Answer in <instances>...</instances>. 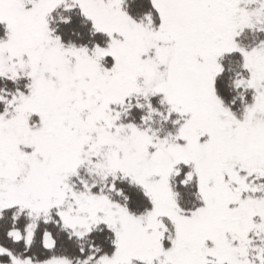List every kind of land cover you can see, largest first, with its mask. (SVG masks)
I'll return each instance as SVG.
<instances>
[{
    "label": "rangeland",
    "instance_id": "rangeland-1",
    "mask_svg": "<svg viewBox=\"0 0 264 264\" xmlns=\"http://www.w3.org/2000/svg\"><path fill=\"white\" fill-rule=\"evenodd\" d=\"M66 1L0 0L8 30L0 76L29 79L0 112V211L19 207L34 218L57 208L79 236L106 225L114 252L80 264H264V0H153L158 26L132 21L122 0H70L109 37L92 51L64 47L48 32L49 15ZM232 52L242 55L254 92L243 121L214 92L218 59ZM106 57L110 67L101 65ZM153 96L181 119L172 133L118 121L127 105ZM179 164L194 168L203 198L188 215L170 190ZM82 166L140 185L151 210L134 216L73 189ZM164 218L175 228L168 247ZM32 235L30 225L26 244ZM9 264L75 263L52 256Z\"/></svg>",
    "mask_w": 264,
    "mask_h": 264
},
{
    "label": "trees",
    "instance_id": "trees-1",
    "mask_svg": "<svg viewBox=\"0 0 264 264\" xmlns=\"http://www.w3.org/2000/svg\"><path fill=\"white\" fill-rule=\"evenodd\" d=\"M121 9L135 23L149 21L158 26L160 18L153 0H122ZM48 32L60 40L64 47L85 48L106 47L109 37L97 30L92 21L82 15L79 7L67 0L51 12L47 19ZM8 30L0 23V40L6 39ZM112 58L106 57L101 65L110 67ZM220 71L214 79V92L223 108L228 109L236 121H243L247 109L254 102V92L248 87V72L243 67L239 52L223 54L218 59ZM29 79L21 76L12 79L0 76V112L5 101L17 92H26ZM3 99V100H2ZM126 106V105H125ZM119 112L120 107H116ZM181 119L168 111L161 96L135 100L118 114V121L132 124L148 134L162 137L174 131V123ZM73 189L91 195H101L110 202L124 208L128 213L138 216L148 213L152 202L144 189L128 178L117 174L101 177L87 167H80L70 179ZM170 190L174 202L183 215L201 208L203 198L199 191L198 177L191 165L179 164L170 176ZM57 208L46 215L31 217L28 209L10 207L0 211V247L7 254L0 256L1 264H9L11 258L30 259L42 262L52 256L66 258L75 264L95 260L110 255L115 250V236L111 229L99 224L79 236L63 225ZM167 227L165 247L175 237V228L169 219H162ZM32 225L33 235L26 244L25 237ZM18 232L21 239L15 241L10 235ZM53 244V247H52ZM129 264H158L156 262L133 261Z\"/></svg>",
    "mask_w": 264,
    "mask_h": 264
}]
</instances>
